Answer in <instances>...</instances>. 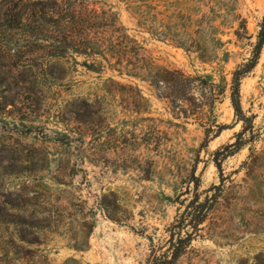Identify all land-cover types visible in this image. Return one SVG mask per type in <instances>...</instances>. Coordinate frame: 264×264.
I'll use <instances>...</instances> for the list:
<instances>
[{"label":"rangeland","instance_id":"374dc122","mask_svg":"<svg viewBox=\"0 0 264 264\" xmlns=\"http://www.w3.org/2000/svg\"><path fill=\"white\" fill-rule=\"evenodd\" d=\"M34 1L0 0V264H151L196 194L211 209L176 264H264V45L240 86L253 129L240 133L228 85L216 107L228 126L202 146V124L146 74L52 56ZM87 1L116 12L153 66L218 82L264 15V0Z\"/></svg>","mask_w":264,"mask_h":264},{"label":"trees","instance_id":"16d2710c","mask_svg":"<svg viewBox=\"0 0 264 264\" xmlns=\"http://www.w3.org/2000/svg\"><path fill=\"white\" fill-rule=\"evenodd\" d=\"M35 0L34 22L37 34L50 31V54L52 56H66L70 52L91 56L83 64L90 69L102 71L106 65L113 68H125L130 73L146 74L156 87L160 96L165 98L172 112L176 116L194 118L205 130L202 146L208 145L211 135L219 134L228 126L219 121L217 103L222 101V95L230 85V97L235 109V115L245 122L243 134L247 129H253V115L247 114L241 102L240 86L242 78L250 72L260 58L264 45V15L260 21L257 39L252 42V49L247 60L237 64L232 70V77L228 80L225 74L221 81H215L212 75L199 72H188L182 67H155L142 52L139 45L124 31L119 23L117 14L110 8L98 7L87 0ZM62 2V1H61ZM238 37L242 35L237 29ZM38 35V39L42 36ZM183 43V42H179ZM187 49L191 47L186 46ZM241 139L227 144L236 150ZM228 152L227 154H229ZM221 166L219 160H216ZM199 189L200 184H195ZM207 197L205 202L199 201V194L190 202L185 211L172 224L169 247L157 256L151 264H176L186 253L192 240L197 235L211 209ZM197 203V204H196ZM189 219V222H185ZM191 225L195 231L182 235V229ZM177 237V238H176Z\"/></svg>","mask_w":264,"mask_h":264}]
</instances>
